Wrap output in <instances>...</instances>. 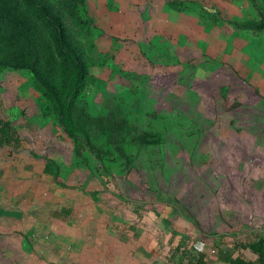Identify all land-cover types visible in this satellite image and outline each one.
Here are the masks:
<instances>
[{
	"label": "rangeland",
	"instance_id": "374dc122",
	"mask_svg": "<svg viewBox=\"0 0 264 264\" xmlns=\"http://www.w3.org/2000/svg\"><path fill=\"white\" fill-rule=\"evenodd\" d=\"M44 1L84 63L75 132L48 25L0 0V264H162L172 231L264 223V0ZM51 211L97 249L39 247Z\"/></svg>",
	"mask_w": 264,
	"mask_h": 264
},
{
	"label": "crops",
	"instance_id": "0c3cea01",
	"mask_svg": "<svg viewBox=\"0 0 264 264\" xmlns=\"http://www.w3.org/2000/svg\"><path fill=\"white\" fill-rule=\"evenodd\" d=\"M67 212V211H66ZM66 212L57 213L51 211L47 214H36L35 226L28 227L30 236L36 232L40 234L39 247H47V250L60 251V247H86L84 250H96L95 244H91V235L88 231L80 234L77 232L76 223L71 215ZM260 221V220H259ZM39 222V223H38ZM74 223V224H73ZM40 232V233H39ZM191 237L178 239L177 232L172 231L167 238V249L162 254V264H264V247H252V244L264 243V223H255L244 230L235 229L231 233H221L220 247H200L196 242L192 247H180L183 241H189ZM232 246H227L228 242ZM198 242V241H197ZM218 246V245H217ZM33 247V246H31ZM259 250L263 251L261 254Z\"/></svg>",
	"mask_w": 264,
	"mask_h": 264
},
{
	"label": "trees",
	"instance_id": "16d2710c",
	"mask_svg": "<svg viewBox=\"0 0 264 264\" xmlns=\"http://www.w3.org/2000/svg\"><path fill=\"white\" fill-rule=\"evenodd\" d=\"M22 5L24 13H30L37 19L44 21L48 25L49 37L56 53L69 66L67 87L62 100L59 103V120L61 125L69 132L74 133L73 121L70 114V106L75 99L79 84L84 76V63L81 55L73 47L69 40L63 22L59 14L51 10L44 0H18ZM7 21L12 25L16 21L14 16L8 15ZM19 64L26 65V57H17L15 59ZM13 128L11 123L0 116V142H10L13 139ZM180 247H192L190 242L183 241ZM252 247H264L260 242L252 244ZM186 250V249H184ZM260 254L263 252L259 250Z\"/></svg>",
	"mask_w": 264,
	"mask_h": 264
}]
</instances>
